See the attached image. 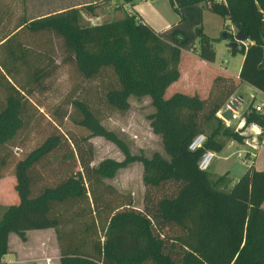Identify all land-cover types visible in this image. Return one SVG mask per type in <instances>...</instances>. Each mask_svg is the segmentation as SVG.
Listing matches in <instances>:
<instances>
[{
    "label": "trees",
    "instance_id": "1",
    "mask_svg": "<svg viewBox=\"0 0 264 264\" xmlns=\"http://www.w3.org/2000/svg\"><path fill=\"white\" fill-rule=\"evenodd\" d=\"M170 1L176 9L206 2L242 31L245 39L231 47L245 54L240 81L218 74L206 97L181 91L167 97L168 87L181 76L182 49L136 13L90 23L84 15L89 5L80 2L33 17L23 13L0 35V178L12 171L19 199L0 203V264H7L3 256L10 233L25 240L27 230L48 227L56 230L61 264H264V170L251 163L230 189L222 190L217 186L225 175L212 181L208 170L198 167L205 149H223L220 136L245 139L242 129L227 126L218 115L239 84L246 81L264 92V0ZM229 27L226 23L222 33L232 41ZM24 31L42 36L45 43H28ZM196 33L190 49L214 61V38L202 27ZM54 40L85 79L105 83L104 99L111 109L126 112L130 96H150V125L161 136L165 153L133 154L103 124L105 115L98 108L76 98L73 110L63 116L88 133L64 130L52 115L56 130L17 158L12 147L21 146L16 139L32 124L34 93L57 66L48 48ZM244 118L243 127L251 122L264 126V109L257 110L252 102ZM208 126L213 127L204 146L191 150L192 138ZM93 136L115 142L123 160L104 158L93 164ZM136 160L143 163L142 208L106 180ZM55 163L63 171L60 179L38 187L37 167Z\"/></svg>",
    "mask_w": 264,
    "mask_h": 264
},
{
    "label": "rangeland",
    "instance_id": "2",
    "mask_svg": "<svg viewBox=\"0 0 264 264\" xmlns=\"http://www.w3.org/2000/svg\"><path fill=\"white\" fill-rule=\"evenodd\" d=\"M75 2L89 5L84 9V15L86 21L90 23L111 21L123 16L127 9V2L123 0H0V4H2L1 11H3L0 14V35L4 31L12 29L23 13L30 17L38 16ZM22 36L28 43H32V40L45 43L41 40L42 36L32 37L27 31H24ZM48 48L55 56L57 66L51 76L45 80L44 87L37 88L34 93L33 100L36 108H32L34 116L32 124L29 128L23 130L16 139L21 143V146L12 147L17 158L24 156L48 134L56 130L58 123L54 120V117L63 122L62 127L64 130H69L75 135L88 133L86 129L63 116V111L73 110L72 101L76 98L86 99L95 108H98L105 115L102 121L103 124L125 140L133 154L144 153L150 156L156 150L165 153L161 136L153 132L150 125L149 114L154 111L150 96H130L131 107L128 111L113 110L105 103L104 82L98 79H85L58 40L50 42ZM2 97L3 94L0 92V102L3 100ZM260 98L261 96H257V101H260ZM212 127L208 126L206 128V135L212 131ZM91 140L95 146L93 164H98L104 158L123 160L124 153L115 142L103 136H93ZM221 140L225 142L224 137H221ZM231 140L233 143H230ZM231 140H228L223 149L216 153L208 169L212 178L224 175L225 169H227L225 167L229 165L232 166L231 177L238 178L239 168L245 166L246 160L237 154L238 149H242L243 145H240L235 139ZM60 170H58L56 163L46 167L39 165L37 167V186L58 181L60 175L63 174V171ZM142 172L143 163L136 160L127 167H121L112 175H108L106 180L115 184L121 191L131 194L134 205L142 208L145 192ZM14 184L15 176L12 171H9L5 177L0 178V203L8 204L19 200ZM217 187L228 190L231 185L228 184V179L225 180L224 178L218 183ZM14 235L17 234L14 233Z\"/></svg>",
    "mask_w": 264,
    "mask_h": 264
},
{
    "label": "crops",
    "instance_id": "3",
    "mask_svg": "<svg viewBox=\"0 0 264 264\" xmlns=\"http://www.w3.org/2000/svg\"><path fill=\"white\" fill-rule=\"evenodd\" d=\"M126 7L128 9V11L126 9V13H136L154 30L182 49L179 65L181 76L168 87L167 97L177 91L188 94L198 93L206 97L210 92L215 76L218 74L233 76L240 81L245 54L241 51L233 52L230 41L221 37L225 24L227 23L231 27V21L215 12L206 2L185 5L176 9L170 0H134L127 2ZM197 27H202L207 35L214 38L213 43L216 50L214 61L201 59L190 49L191 44L198 40ZM257 96H261L260 101H257ZM238 97L240 99L237 110L233 111L230 120H226L221 113L229 107L228 102ZM228 102L220 109L218 115L227 126L237 130L242 129L241 131H244L243 134L245 135L242 142L237 141L243 145L242 149H238V156H240L239 152L246 153V158L240 156L246 160V164L239 168L238 176L240 177L251 163L256 169L264 170V126H262V133L257 135L248 129V125L243 127L245 125V110L252 102H254V106L264 102V92L249 82L243 81ZM220 137L225 138V145L228 140L233 139H226V136ZM230 143L233 141L231 140ZM217 152L215 151V155ZM225 168H227L224 173L225 180L228 179V184L232 187L239 177H231V165ZM208 174L212 181L220 177L212 178L209 171ZM3 260L7 264H61L55 228L29 229L25 240L18 234L14 235V232L10 233L9 251L4 254Z\"/></svg>",
    "mask_w": 264,
    "mask_h": 264
},
{
    "label": "built area",
    "instance_id": "4",
    "mask_svg": "<svg viewBox=\"0 0 264 264\" xmlns=\"http://www.w3.org/2000/svg\"><path fill=\"white\" fill-rule=\"evenodd\" d=\"M229 29L232 30L231 33L234 35L235 38L237 29L233 25L229 27ZM256 109L259 111L263 110L264 102H260L256 104ZM248 129H250V131L255 135L262 133V125L257 122H251L250 124H248ZM240 133L243 134L244 131H240ZM206 140H207V135L204 132H200L192 138V140L189 143V148L191 150H197L198 148L204 146ZM239 155L246 158V153L239 152ZM214 157H215L214 150L205 149L198 160V167L202 170H208Z\"/></svg>",
    "mask_w": 264,
    "mask_h": 264
},
{
    "label": "water",
    "instance_id": "5",
    "mask_svg": "<svg viewBox=\"0 0 264 264\" xmlns=\"http://www.w3.org/2000/svg\"><path fill=\"white\" fill-rule=\"evenodd\" d=\"M222 39H226L227 38V34L224 32L222 34ZM245 39L244 34L242 33L241 30L238 29L234 40L230 41V46L231 47H237L239 45L240 41H243ZM240 97L235 98L233 100H231L230 102H228V108L227 110H225L224 112L221 113V115L226 119V120H230L233 116V111H236L238 108V102H239Z\"/></svg>",
    "mask_w": 264,
    "mask_h": 264
}]
</instances>
